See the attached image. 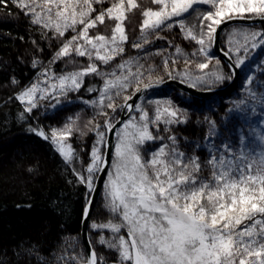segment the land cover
Listing matches in <instances>:
<instances>
[{"label": "snow or ice", "instance_id": "1", "mask_svg": "<svg viewBox=\"0 0 264 264\" xmlns=\"http://www.w3.org/2000/svg\"><path fill=\"white\" fill-rule=\"evenodd\" d=\"M8 3L36 33L32 57H17L34 75L27 83L10 75L15 87L8 100L19 102L17 119L62 160L68 182L85 189L81 219L87 224L71 260L63 249L49 250L45 258L40 247L31 245L0 264H29L30 258L38 264H264V0ZM201 5L209 7L201 10ZM134 13L142 20L139 35L130 39L126 21ZM190 17L196 23H187ZM236 18L252 23L233 28L222 44L220 33ZM9 22L7 14L0 16V23ZM174 25L191 52L179 57L155 49L160 62L148 63L151 41ZM237 34L241 40L233 39ZM40 43L48 47L46 59H41ZM128 47L137 54L129 55ZM181 51L175 46L176 54ZM69 61L77 66L66 71ZM210 62L212 69L204 71ZM247 62L253 70L246 72L242 87L260 106L258 135L245 114L255 111L244 107L247 100L234 101L218 126L209 114L216 111L213 105L202 104L193 91L227 87ZM97 78L99 86L92 84ZM166 80L177 83L161 96L157 90ZM82 88L95 95L85 99ZM75 101L94 113L83 126L79 114L61 121ZM41 106L53 113L44 119L56 124L40 122ZM198 112L203 114L198 123L207 129L202 142L178 137L174 129ZM89 131L85 148L82 138ZM36 170L29 166L30 172ZM97 245L106 246L110 257Z\"/></svg>", "mask_w": 264, "mask_h": 264}, {"label": "trees", "instance_id": "2", "mask_svg": "<svg viewBox=\"0 0 264 264\" xmlns=\"http://www.w3.org/2000/svg\"><path fill=\"white\" fill-rule=\"evenodd\" d=\"M143 2L147 4L150 0ZM6 14L12 22L0 23V260L7 261L14 252L31 245L40 247L39 255L45 258L50 256L49 250L63 249L71 260L75 241H82L81 207L85 189L68 182L70 176L62 160L47 141L30 132L27 125L17 119L19 102L8 100L15 87L8 81L10 75H15L22 83H27L34 75L27 64L17 62V57L21 54L29 59L32 57L31 39L36 38V33L29 29L23 15L8 0L0 5V16ZM141 20L139 13L129 15L126 25L130 39L139 35ZM40 47L43 49L41 59H46L48 47L43 43ZM127 51L129 55L134 52L130 47ZM76 66L69 61L65 70ZM60 67L65 66L58 64L57 68ZM87 82L88 78L86 85ZM92 84L99 86V79H93ZM81 92L85 98L95 95L89 94L86 88ZM222 108L213 114L221 116ZM39 118L44 125L47 120L41 112ZM196 123L194 117L174 131L178 137L200 141L205 131ZM29 166L34 169L38 166V170L30 172ZM96 247L98 251L105 249L104 255L110 257L106 246ZM29 264L38 262L30 258Z\"/></svg>", "mask_w": 264, "mask_h": 264}, {"label": "rangeland", "instance_id": "3", "mask_svg": "<svg viewBox=\"0 0 264 264\" xmlns=\"http://www.w3.org/2000/svg\"><path fill=\"white\" fill-rule=\"evenodd\" d=\"M206 7H209V6L201 5V10H204ZM186 22L190 23V24L196 23L195 19L191 18V17L188 18V20ZM247 25L248 24H244V23L228 25V28L225 30V32H222V34H221V37H220L221 43L223 44L224 42H226V37L231 32V30L233 28H243ZM256 26L260 27L261 23H257ZM233 39L234 40H241L242 37L239 34H237L233 37ZM151 43L154 46V51L152 52V59H150L148 61V63H152V64H158L160 62V55L157 54L155 49H163L164 53H172V54L179 56V57H182L184 55V53L191 52V50H192L191 46H190V42L183 37V35L179 31L178 26H176V25H174L173 28H171V29L165 28L160 33V36L158 38L153 39L151 41ZM191 43H194V42H191ZM175 46H179L181 48V50H182L181 53H179V54L175 53ZM133 50H134V52L131 53V55H136L137 50L136 49H133ZM213 51H214V49H213ZM218 57H220V55ZM255 59L256 60L260 59L259 54L256 55ZM177 64H178V66L182 67V65H183L182 59H178ZM55 67H57V65ZM211 69H212V63L210 62L209 68L205 69L204 71H210ZM238 69L240 70V72H239V76L237 79V83L234 86H232L231 89H229L225 92H222V93L218 94L217 96H212V97H209L206 99H201V98H199V99H200L202 104H212L216 110L214 113H216L219 109H221L224 106L222 108L221 116H224L226 114V110L228 108L234 106L233 105L234 101L247 100L248 104L244 107L255 109V111H252L250 113L246 112L245 114L248 115L249 119L253 121V123L250 126L251 130H254L258 135L260 133L261 127H262L261 125H259L256 122L257 117H259L261 115L260 106L258 103H256L255 101H253L249 98L247 91L245 90L244 87H242V85L244 83V77L246 75V72L253 70V67H252L251 62H247L246 65L244 66V68H238ZM254 71L258 75L260 68L256 67L254 69ZM172 90H173V88H171V87H165L162 89H158L157 92L159 95L163 96L165 93H171ZM85 99H88V98H85ZM40 112L42 113L43 116H45V115L51 116L53 114L52 112L45 113L43 106H41ZM73 114H79L80 120L78 121V123H80L81 126H83L84 124H87V122L89 120H91L93 115H94L93 111L91 110V108L89 106L82 104L80 101H75L73 105H69L67 107V110L61 114V121H62L64 116H71ZM209 114L212 115L213 118L217 119L218 126H219V117L220 116L216 117L215 114H213V113H209ZM194 117L197 119L196 124L199 127H202V129L206 133V131H207L206 127L202 126L201 123H198V120L202 121L203 114L198 112L195 115H192L190 119H192ZM46 120L47 121L44 125L56 124L55 120H53V121H49L48 119H46ZM93 122H95V121H93ZM57 126H59V125H57ZM245 127H248V125H245ZM91 137H92V133L89 131L88 134L82 138V141H83L82 146L83 147L87 148L88 144L91 142V140H90ZM200 141L202 142V140H200ZM76 143H81V141H79V140L75 141L73 144L74 147L76 146ZM196 154L202 155V158H203V155H206V153L202 154L201 150H197Z\"/></svg>", "mask_w": 264, "mask_h": 264}, {"label": "water", "instance_id": "4", "mask_svg": "<svg viewBox=\"0 0 264 264\" xmlns=\"http://www.w3.org/2000/svg\"><path fill=\"white\" fill-rule=\"evenodd\" d=\"M239 23H244V24H251L252 21H249V20H245V19H242V18H236L234 19L233 21L229 22L228 25H231V24H239ZM257 23H261V21L259 19H256L255 20V24ZM221 34L222 32L220 33V37H221ZM214 51H216V49L214 48ZM216 55L219 56L222 58L223 60V53L222 52H219V51H216ZM239 72L240 70L237 68L236 69V75L234 76V81L229 84L227 87H220V88H217L213 91H196V90H193L195 95H197L199 98L201 99H206V98H209V97H212V96H217L218 94L222 93V92H225L229 89H231L232 86H234L236 83H237V79H238V76H239ZM176 83L175 81H171V80H166V83L165 85H161L159 87V89H162V88H165V87H171V88H174L176 86ZM112 139L114 140L115 137H114V134L112 135ZM86 224L87 222L86 221H82V226H81V231H82V241L84 239V233L86 231ZM85 248H86V245H85Z\"/></svg>", "mask_w": 264, "mask_h": 264}]
</instances>
